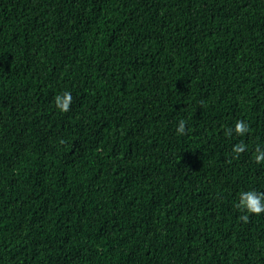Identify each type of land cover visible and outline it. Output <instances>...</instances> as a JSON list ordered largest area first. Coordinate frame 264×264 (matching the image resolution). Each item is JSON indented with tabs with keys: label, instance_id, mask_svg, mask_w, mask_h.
<instances>
[{
	"label": "trees",
	"instance_id": "trees-1",
	"mask_svg": "<svg viewBox=\"0 0 264 264\" xmlns=\"http://www.w3.org/2000/svg\"><path fill=\"white\" fill-rule=\"evenodd\" d=\"M260 153L264 0H0V264H264Z\"/></svg>",
	"mask_w": 264,
	"mask_h": 264
},
{
	"label": "clouds",
	"instance_id": "clouds-1",
	"mask_svg": "<svg viewBox=\"0 0 264 264\" xmlns=\"http://www.w3.org/2000/svg\"><path fill=\"white\" fill-rule=\"evenodd\" d=\"M58 106L62 111H67L70 101H71V94L65 92L62 97H58ZM245 125L243 122L237 123V131H244ZM178 133H184L185 131V122L182 120L177 128ZM242 150V149H238ZM264 159V153H260L257 156V160ZM241 208L246 209L249 213H264V194H257L256 192H249L247 193L239 205ZM243 219L247 220L248 217L244 216Z\"/></svg>",
	"mask_w": 264,
	"mask_h": 264
}]
</instances>
